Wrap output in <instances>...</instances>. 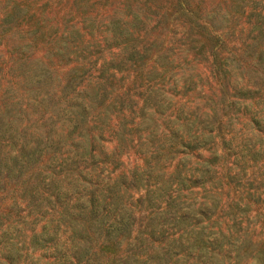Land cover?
Wrapping results in <instances>:
<instances>
[{"label": "rangeland", "instance_id": "obj_1", "mask_svg": "<svg viewBox=\"0 0 264 264\" xmlns=\"http://www.w3.org/2000/svg\"><path fill=\"white\" fill-rule=\"evenodd\" d=\"M0 134L14 141L0 142L4 170L23 140L41 152L11 183L61 185L48 155L93 151L102 182L121 183L131 236L172 201L178 248L264 264V0H0Z\"/></svg>", "mask_w": 264, "mask_h": 264}, {"label": "trees", "instance_id": "obj_2", "mask_svg": "<svg viewBox=\"0 0 264 264\" xmlns=\"http://www.w3.org/2000/svg\"><path fill=\"white\" fill-rule=\"evenodd\" d=\"M0 142L8 145V151L12 150L14 141L10 136L5 138L0 134ZM27 143L28 140L21 142L17 150L20 153L16 154L12 166H6V170L0 168V174L5 171L0 179V249L42 250L26 264H40V260L44 264H211L202 257L204 253H194L190 245L180 249L176 239L168 237L167 229L179 220H167L175 216L179 206L172 201L166 203L168 216H164L158 229L152 227L146 234L131 236L135 215L120 198L121 183L106 185L102 182L105 156L95 155L93 151L66 149L48 155L54 170L66 171L58 179L62 187L58 184L49 187V182H44L46 173L38 180L42 191L22 187L29 177L15 178L11 183L8 171L16 168L21 174L30 161L40 159L41 152L37 155L21 153ZM5 198L8 200L3 203ZM18 199L24 202L25 208L20 207ZM10 200L12 203L8 204ZM180 215V219L188 218L186 213ZM38 222L40 227L36 231ZM19 224L29 229L31 243L19 233L22 228ZM177 230L180 238L182 231ZM174 233L171 231L169 235L172 237ZM0 264L19 263L7 253L2 255Z\"/></svg>", "mask_w": 264, "mask_h": 264}]
</instances>
